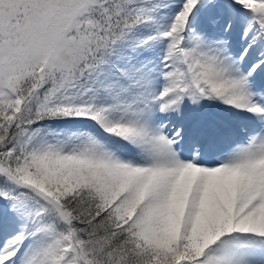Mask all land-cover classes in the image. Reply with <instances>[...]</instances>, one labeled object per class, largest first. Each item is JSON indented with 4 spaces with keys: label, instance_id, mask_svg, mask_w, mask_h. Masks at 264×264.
I'll list each match as a JSON object with an SVG mask.
<instances>
[{
    "label": "snow or ice",
    "instance_id": "6c2138e0",
    "mask_svg": "<svg viewBox=\"0 0 264 264\" xmlns=\"http://www.w3.org/2000/svg\"><path fill=\"white\" fill-rule=\"evenodd\" d=\"M0 264H264V0H0Z\"/></svg>",
    "mask_w": 264,
    "mask_h": 264
}]
</instances>
